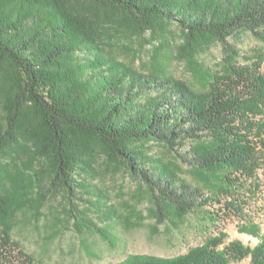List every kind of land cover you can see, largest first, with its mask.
Wrapping results in <instances>:
<instances>
[{
	"label": "trees",
	"instance_id": "16d2710c",
	"mask_svg": "<svg viewBox=\"0 0 264 264\" xmlns=\"http://www.w3.org/2000/svg\"><path fill=\"white\" fill-rule=\"evenodd\" d=\"M99 10L120 11L145 24H177L189 39L225 40L239 30L261 37L264 0H88ZM82 0H0V155L18 135L40 160L48 185L77 192L82 166L98 143L149 190L157 222L166 206L178 214L213 213L233 201L264 173V74L261 66H232L214 75L207 93L170 77L122 67L106 53L102 25ZM167 148L184 165L221 171V197L205 196L153 161L146 144ZM206 144V145H205ZM7 204L0 196V218ZM254 247L226 235L171 259L131 256L119 264H264V236ZM0 264H33L0 232Z\"/></svg>",
	"mask_w": 264,
	"mask_h": 264
},
{
	"label": "rangeland",
	"instance_id": "374dc122",
	"mask_svg": "<svg viewBox=\"0 0 264 264\" xmlns=\"http://www.w3.org/2000/svg\"><path fill=\"white\" fill-rule=\"evenodd\" d=\"M87 13L101 28L106 53L122 67L142 74L186 82L197 94L207 93L214 75L232 66H261L264 74V28L261 37L239 30L224 42L213 37L189 39L175 23L148 25L120 11L99 10L82 0ZM206 145V144H205ZM153 161L207 197L221 203L225 188L221 171L184 165L166 147L149 142ZM92 158L82 165L74 195L48 185L40 160L27 141L0 155V196L7 214L0 218L13 247L33 264H119L131 256L171 259L203 246L224 233V246L233 241L254 248L259 237L245 231L256 226L264 236V173L260 170L249 191L233 201L238 214L222 205L205 212L180 215L166 206L159 224L148 188L95 142ZM237 264H251L250 258Z\"/></svg>",
	"mask_w": 264,
	"mask_h": 264
}]
</instances>
